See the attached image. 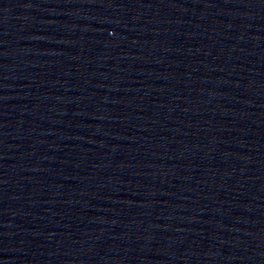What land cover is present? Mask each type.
I'll use <instances>...</instances> for the list:
<instances>
[{
  "label": "water",
  "instance_id": "water-1",
  "mask_svg": "<svg viewBox=\"0 0 264 264\" xmlns=\"http://www.w3.org/2000/svg\"><path fill=\"white\" fill-rule=\"evenodd\" d=\"M0 264H264V0H0Z\"/></svg>",
  "mask_w": 264,
  "mask_h": 264
}]
</instances>
